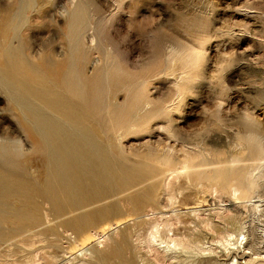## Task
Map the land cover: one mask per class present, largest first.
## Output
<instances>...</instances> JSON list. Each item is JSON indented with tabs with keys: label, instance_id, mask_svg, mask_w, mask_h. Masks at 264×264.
I'll return each instance as SVG.
<instances>
[{
	"label": "rangeland",
	"instance_id": "rangeland-1",
	"mask_svg": "<svg viewBox=\"0 0 264 264\" xmlns=\"http://www.w3.org/2000/svg\"><path fill=\"white\" fill-rule=\"evenodd\" d=\"M78 3L35 0L34 9L25 12L29 22L22 35L36 55L35 62L49 53L54 61L66 55L64 30ZM18 6L19 0H0V16L14 13ZM83 7V18L112 48L114 64L125 72L120 78L136 84L145 81V88L140 89L154 106H171L173 129L179 137L175 140L163 129L125 133L118 130L120 119L114 122L120 140L115 144L121 143L131 163L148 164L153 161L152 155L158 159L166 156L173 160L171 169L177 168L168 177L163 195L160 187L159 204L146 206L145 224L129 231L131 247L126 257L135 264H242L249 254L221 243L243 222L248 242H259L258 252L264 256V191L259 193L261 210L254 216L251 208L231 194L232 188L223 189L211 176L219 162L235 156L250 157L245 144L250 133L264 142V0H87ZM90 37L88 31L87 46L92 42ZM181 49L202 52L199 73L203 76L186 81L179 89L164 73L171 65L169 51ZM89 59L90 72L102 66L97 49H91ZM190 70L193 75L195 70ZM107 93L119 104L130 102L126 91L116 88L114 82L106 87ZM7 105L5 95L0 93V135L14 138L19 133L13 117L5 111ZM99 122L110 126L107 119ZM104 134L101 132L100 137ZM196 156L195 162H202L198 172L183 169L186 161L193 162L188 159ZM221 207L227 210L221 218L209 210ZM192 208L201 209V214L194 215ZM155 222L161 224L162 237L170 229V235L182 245L166 252L163 247L148 244L146 238ZM45 230L26 233L10 246L0 247V264L124 263L114 256L104 263L98 253L109 251L120 240L125 224L104 237L98 234L100 226L80 234ZM258 263L264 264V257Z\"/></svg>",
	"mask_w": 264,
	"mask_h": 264
},
{
	"label": "bare ground",
	"instance_id": "bare-ground-1",
	"mask_svg": "<svg viewBox=\"0 0 264 264\" xmlns=\"http://www.w3.org/2000/svg\"><path fill=\"white\" fill-rule=\"evenodd\" d=\"M86 2L79 0L66 22L67 53L61 61L50 59L49 53L35 62L36 55L22 35L29 22L25 12L34 9L35 0H19L14 13L0 16V93L7 99L5 111L13 117L19 133L14 138L0 135V247L43 229L80 234L100 226L98 234L104 237L125 224L120 240L109 251L99 252L98 257L104 263L114 256L135 264L125 255L131 247L129 231L145 224L146 206L159 204V189L162 187L163 195L168 177L177 168L171 169L173 160L166 156L158 159L152 155L153 161L148 164L131 163L121 143L115 144L120 140L114 122L120 119L118 130L125 133L163 129L178 140L171 118L174 110L167 105L154 106L140 89L145 88V81L136 84L120 78L125 72L114 64V51L83 18ZM88 31L92 41L89 46L85 43ZM91 49L102 55V66L92 72L88 70ZM168 60L171 65L164 75L171 77L179 89L186 81L203 76L199 73L201 51L171 50ZM113 82L126 91L128 104H119L114 96L105 94ZM104 119L109 127L101 126L99 121ZM101 132H105L103 138ZM245 144L250 157L235 156L219 162L211 176L223 189L232 188L231 194L255 216L262 205L259 193L264 191V142L253 132L245 137ZM197 158H189L193 162L186 161L183 169L197 173L202 163L195 162ZM246 160L250 163L245 164ZM195 209L194 215H200L201 209ZM209 210L219 218L227 211L222 207ZM114 218H122L121 223L112 222ZM131 221L132 226L128 225ZM160 226L158 222L150 226L148 244L163 247L166 252L182 245L170 235V229L162 237ZM245 229L243 222L227 233L221 244L249 254L243 263L261 264L258 262L264 256L258 252L259 242H248Z\"/></svg>",
	"mask_w": 264,
	"mask_h": 264
},
{
	"label": "built area",
	"instance_id": "built-area-1",
	"mask_svg": "<svg viewBox=\"0 0 264 264\" xmlns=\"http://www.w3.org/2000/svg\"><path fill=\"white\" fill-rule=\"evenodd\" d=\"M262 251H264V249H261Z\"/></svg>",
	"mask_w": 264,
	"mask_h": 264
}]
</instances>
